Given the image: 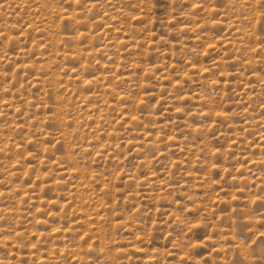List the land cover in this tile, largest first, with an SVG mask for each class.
I'll list each match as a JSON object with an SVG mask.
<instances>
[{
    "label": "rangeland",
    "instance_id": "obj_1",
    "mask_svg": "<svg viewBox=\"0 0 264 264\" xmlns=\"http://www.w3.org/2000/svg\"><path fill=\"white\" fill-rule=\"evenodd\" d=\"M0 264H264V0H0Z\"/></svg>",
    "mask_w": 264,
    "mask_h": 264
}]
</instances>
